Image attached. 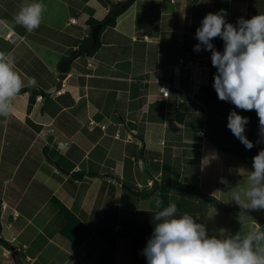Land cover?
<instances>
[{"label": "crops", "instance_id": "1", "mask_svg": "<svg viewBox=\"0 0 264 264\" xmlns=\"http://www.w3.org/2000/svg\"><path fill=\"white\" fill-rule=\"evenodd\" d=\"M28 2L0 0V18L8 21L4 33L19 38L11 43L0 37V52L14 57L24 88L46 95L31 103L29 93L18 94L14 112L0 116V264H14L13 248L23 264H96L105 250L110 264L147 263L142 250L158 211L156 183L178 180L221 196L225 172H215L214 164L222 168L230 155L236 158L200 126L210 111L205 99L227 115L235 109L246 116L218 98L217 69L209 51L193 50L195 33L209 12L224 9L235 24L264 14V0H136L115 27L102 32L92 58L75 52L89 36L87 21L105 19L112 0H42V23L31 32L14 23ZM213 43L223 51L219 37ZM219 127L212 131L221 133ZM255 133L260 138V128ZM16 144L26 147L20 156L6 152ZM28 159L35 166L21 172ZM53 197L93 229L91 238L100 236L103 223L111 228L97 251L83 249L91 238L76 246L59 234L57 212L48 208ZM250 224L257 230L255 221Z\"/></svg>", "mask_w": 264, "mask_h": 264}, {"label": "clouds", "instance_id": "2", "mask_svg": "<svg viewBox=\"0 0 264 264\" xmlns=\"http://www.w3.org/2000/svg\"><path fill=\"white\" fill-rule=\"evenodd\" d=\"M45 10L42 0H30L15 15L14 23L31 32L42 23ZM227 16L224 9L209 12L195 33L198 43L193 50L211 53L217 69L213 88L221 101L236 109L256 111L260 125L256 144L264 143V14L240 17L235 24L228 22ZM7 23L0 20V24ZM217 37L224 42L223 51L213 43ZM35 83V79L29 81L30 86ZM24 87L14 57L0 52V116L14 112L12 100ZM38 97H42L40 101L44 98ZM248 123L249 117L230 111L228 129L250 150L254 143L245 134ZM247 174L249 187L243 192L232 188V200L248 210H264V148L253 157ZM221 183L228 185L225 178ZM162 205L157 199L153 232L142 250L147 264H264V230L225 235L226 230L220 229L210 235L205 223L189 213L180 214L176 203Z\"/></svg>", "mask_w": 264, "mask_h": 264}, {"label": "trees", "instance_id": "3", "mask_svg": "<svg viewBox=\"0 0 264 264\" xmlns=\"http://www.w3.org/2000/svg\"><path fill=\"white\" fill-rule=\"evenodd\" d=\"M136 0H125L123 2H112L111 9L109 13L102 21H98L90 17L87 21V26L89 27V36L84 38L81 41V45L78 50L75 52V55H80L84 58H92L96 55L98 50L101 47V34L107 28H113L116 26L117 18L126 12L135 2ZM109 4V3H108ZM103 25V28L100 30L97 43L95 44L94 38L92 36L93 29L98 26ZM210 87L207 89L209 90ZM29 93L31 103L33 102L34 98L42 94L43 97H46L45 93L42 91H38L34 87H26L22 88L19 94ZM207 108L210 110L208 112L205 128H206V136L213 142L218 148H220L223 152L227 153H238L244 152V156H248L249 159L253 162V157L258 154L259 150L264 148V143L256 144V141L259 139L257 134L255 133L260 126L253 121H259V117L255 110H246V116L249 117V123L246 127V135L249 140L253 141L254 147L252 149H247L239 139H237L231 132L230 129L227 127L228 123V111H225L220 107L218 103H215L212 98L211 101L209 99H205ZM178 114V112H177ZM176 114V115H177ZM179 116H183L182 114H178L176 118L180 120ZM216 121L219 125L217 126ZM203 127V126H202ZM219 127L222 131L219 134H216L215 131H212V128ZM226 129V130H225ZM223 136V137H222ZM227 138H233V140H226ZM228 142H233V144H229ZM236 143V144H235ZM234 145V146H233ZM169 186H160L158 192V199L163 201L162 207L167 206L169 203L173 202V195L171 194L172 190L181 189L184 192L193 193L192 195L197 196L199 198L205 199L209 203L217 206L224 212L233 213V212H244L250 214L248 209H245L243 205H226L223 204L219 199L214 196L207 195L202 193L197 187L195 186H187L180 183L178 180H171L169 181ZM176 186V187H173ZM51 204L56 208L57 212V231L59 234L65 238L70 243L76 246H83L85 245L92 236V231L90 228L77 216L74 210L69 209L63 202H61L58 198L53 197L51 199ZM159 210V209H158ZM256 211V210H254ZM2 213V203L0 200V218ZM251 215V214H250ZM196 218V217H195ZM255 219V218H254ZM256 220V219H255ZM264 224L261 225L259 230H264ZM1 223H0V236H1ZM3 244L7 247L12 248L13 245L8 243L4 240H1ZM138 259V258H137ZM136 264V263H135ZM137 264H139L137 262ZM141 264H147L143 262Z\"/></svg>", "mask_w": 264, "mask_h": 264}, {"label": "rangeland", "instance_id": "4", "mask_svg": "<svg viewBox=\"0 0 264 264\" xmlns=\"http://www.w3.org/2000/svg\"><path fill=\"white\" fill-rule=\"evenodd\" d=\"M113 1L114 0H112V2ZM0 37L3 38L2 35ZM200 126H203V128L205 129L204 123L201 124ZM7 148L10 149V151L6 149L7 153L15 154L18 156H20V154H22V152L26 150V147L22 145H18V144L14 146L12 145L11 148L10 147H7ZM234 155L236 158H234L233 155H230L231 160L229 161V163L225 164V166L222 168H220L218 164H214L215 165L214 168L218 169V171L216 169L214 171L217 173L221 172V175L223 174V172H225L223 176L228 181V185H225V187L223 186V192L221 193L222 195L217 196V197L215 196L223 204H226V205H239L232 200L230 190L232 188H235L241 192L245 191L247 187H249V184L247 181L248 179L247 171L252 170V164H251L252 161L251 159L248 158V156H244V152L234 153ZM197 160H200V157H198ZM34 166H35V161L28 159L20 171L23 172L27 169L33 168ZM239 174L244 175V176L239 177V178H231V175H239ZM208 178H210L209 174H208ZM171 194L175 196L173 198L172 203L177 204L179 213L181 214L182 210H186L187 213L193 214L194 217L197 218V220L206 224L207 228L209 229L210 235L217 233L220 229L226 230V232L224 233L225 235H230V234H235V233L243 234V233H246L249 229H252V226L250 224L251 221L253 222L255 221V223L258 224V222L250 214H247L244 212H233V213L224 212L221 209H219L217 206L206 201L205 199L192 195L193 193L189 194V192H184L181 189H177V190H172ZM154 198L157 200V195L154 196L153 199ZM240 205H243V203H240ZM48 208L52 209L53 211H56L55 210L56 208L51 203L49 204ZM15 217L17 218V216ZM110 225L115 226V222H112ZM260 228L261 226L259 225L257 230H259ZM100 229L102 230L100 236L99 237L93 236V238H91V241H89L84 246L83 249L85 252L89 251L88 247L91 250L97 251V249L100 248V244H101L100 238H103L105 234L107 236L111 235V232H112L111 228L104 225V223L103 225L99 226L97 235ZM90 230L92 231L93 229L90 228ZM114 240H115V234L111 236V240H109V242L111 243H109L110 244L109 246L111 245L113 246ZM101 256L102 257L98 260L96 264H110L111 263L110 258L108 257V252L106 250L104 253V257L102 254ZM88 261L89 260H87L85 263H87ZM24 264H27L26 261L24 262Z\"/></svg>", "mask_w": 264, "mask_h": 264}, {"label": "water", "instance_id": "5", "mask_svg": "<svg viewBox=\"0 0 264 264\" xmlns=\"http://www.w3.org/2000/svg\"><path fill=\"white\" fill-rule=\"evenodd\" d=\"M103 28V25H98L96 26L93 31H92V36L94 38L95 44L97 43V39H98V35L100 30ZM163 186H169V184L167 185H163ZM160 187V185L158 183H156V190H158ZM173 187H175L173 185ZM248 212L256 219V221L258 222L259 225L264 224V210H248ZM12 258H13V262L14 264H23L19 252L16 251L15 248L12 249Z\"/></svg>", "mask_w": 264, "mask_h": 264}, {"label": "built area", "instance_id": "6", "mask_svg": "<svg viewBox=\"0 0 264 264\" xmlns=\"http://www.w3.org/2000/svg\"><path fill=\"white\" fill-rule=\"evenodd\" d=\"M0 20H2L1 18H0ZM75 21V19H72L71 20V22H74ZM6 31H8V26L7 25H5V24H0V35H2L3 37H6L7 38V40L8 41H10L11 43H15L19 38L17 37V34L14 32V31H11V30H9V32L8 33H6V35H5V33L4 32H6ZM199 64V63H198ZM163 95L165 96V97H168L169 96V91L167 90V91H165L164 89H163ZM38 99H42V97H38ZM181 102H183V101H181ZM15 216H17V215H15Z\"/></svg>", "mask_w": 264, "mask_h": 264}]
</instances>
